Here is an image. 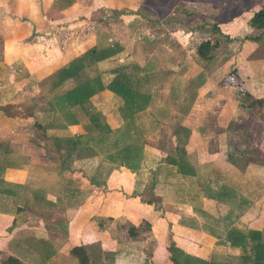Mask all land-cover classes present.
<instances>
[{
	"label": "crops",
	"instance_id": "crops-1",
	"mask_svg": "<svg viewBox=\"0 0 264 264\" xmlns=\"http://www.w3.org/2000/svg\"><path fill=\"white\" fill-rule=\"evenodd\" d=\"M195 2L197 6L205 7L213 3L211 0H0V90L4 86L2 82L14 83L10 85L14 86L17 82H24L26 76L37 74V70L48 77L92 46L115 49L113 55L89 68L90 75L98 74L103 83L119 71L134 75L137 80L133 86L146 93L145 108L131 115V123V117L121 110L122 99L107 88L88 100L100 102L105 109L100 111L101 115L110 111L113 120L124 127L122 132L136 136L143 146L142 154L154 151L151 144L161 135L169 144L170 151L166 156H174L175 151L183 152L184 165L189 173L181 175L176 173L174 165L160 163L168 168L174 180L169 178L162 183L176 191L181 185L175 179L186 178L191 190L199 187L201 202H198V209L192 200L185 199L188 195L183 194L185 197H177L170 204L176 203L185 218L204 219L216 215L220 228V224L223 228L224 222L230 219V226L259 229L264 234L263 192L253 202L248 201L245 209H239L231 196L228 200L227 196L218 195L222 186L227 187L229 195L235 190L236 201L245 179L253 177L262 181L264 178L250 175L247 162L239 163L240 153L229 151L230 138L242 128L244 118L240 117L239 111L244 109L241 106L244 102L235 100L232 90L219 84L220 64L208 70L201 67L194 72L188 65L192 56L203 62L195 52L199 42L214 40H200L189 58L184 47L176 54L172 53L175 51L172 47L168 50L166 46L161 48L164 40L171 44L177 40L174 13L191 14L187 6ZM161 14L171 15L161 19ZM251 15L252 11L241 15L243 24L240 28L249 26L247 19ZM147 23L159 29L148 31ZM218 27L232 38H244L235 30ZM187 31L184 29L185 37H179L183 43L187 42ZM261 36L263 38L264 33ZM218 48L208 60L215 57L213 61H218ZM211 63L203 62L207 66H212ZM255 65L254 61L250 64L251 74L259 76ZM237 66L239 68V64ZM10 70L13 72L11 77ZM5 75L10 79L5 80ZM68 80L52 92L49 87L46 89L47 103L53 111L60 112L53 97L74 85L65 86ZM254 86L249 89L251 92H247L250 97L252 92L262 89ZM108 94L114 106L102 101V97ZM251 106L246 104L244 107ZM52 110L49 106L42 109V118L31 119L29 113L8 115L7 121L5 117L0 118V122H4L0 127V177L8 182L0 189V194L7 191L9 194L3 197H10L9 200L17 195L22 203L34 202L33 207L49 208L47 220H40L39 226H31V221L35 220L32 218L28 219L29 226L27 221L22 223L23 231L8 232L13 226V220L9 221L8 231L0 240V260L13 256L23 264H33V261L37 264H76L70 249L83 245L88 264H173L175 260L169 257L167 248L174 244L202 259L238 264L240 250L217 241L220 233L216 223L208 230H194L176 223L177 218H181L176 213L167 217L153 202L148 204L150 201L126 198L122 191L135 183L129 169L115 168L114 172L119 173L109 176L105 182L98 178L97 170L101 167H96L97 163L93 162L95 159L106 161L111 153L105 139L93 133L92 128L91 132L84 130V125L89 122L78 107L70 109L76 113L75 123H68L62 117L61 121L53 122L47 116ZM169 117L177 121L166 137L163 128ZM37 134L43 140L35 139ZM100 139L102 143L99 145ZM44 141L48 149L43 147ZM192 156L197 160L194 161ZM240 173L242 182H239ZM197 175L199 181L193 180ZM150 183L154 181L151 179ZM12 185L24 191L19 189L12 194L13 190L9 189ZM37 186L38 191L34 193L33 188ZM215 205L225 207L224 215L215 214ZM196 210H199L198 216L193 212ZM0 216L2 218V214ZM51 221L53 226H47ZM163 226L170 227L168 233ZM130 227L134 228L129 231ZM215 241L218 243L214 244ZM29 250L33 254L25 255ZM220 251L227 255H219Z\"/></svg>",
	"mask_w": 264,
	"mask_h": 264
},
{
	"label": "rangeland",
	"instance_id": "rangeland-1",
	"mask_svg": "<svg viewBox=\"0 0 264 264\" xmlns=\"http://www.w3.org/2000/svg\"><path fill=\"white\" fill-rule=\"evenodd\" d=\"M213 2L210 6H202L199 4L196 5V2L193 3L190 7L187 6L188 9H190L191 14H186L185 16L182 13L176 12L174 13L175 16L173 18L175 19L174 24H176L177 29H175V39H177L174 44H171L167 39L164 40L163 44H161V48L168 50L172 47L175 51L172 52L173 54L178 53L182 47L187 49L188 52V58L190 55H193V49L195 48L196 44L204 39V38H210L213 40H217L220 43V47L217 49V56L218 61H213L215 57L212 60H204L206 64L213 63L212 66H207L203 64L198 59L193 58L191 61L188 62V65L194 70H197L199 68H203L205 70L214 68L217 64L221 67V69L218 70L219 74L221 75V79L219 81L220 85H223L224 87L230 88L232 90V93L234 94L235 100L244 102L243 104H248L250 99L252 97H261L262 100H264V78L261 76H264V37L262 38L261 31H264V28H251L249 29V26L247 28L243 29L240 26L243 24L242 20L243 17L241 15L244 14V12L252 11V13L260 8L264 9V0H211ZM257 4V5H255ZM254 6H256V9H253ZM178 7H181V4L178 5ZM258 7V8H257ZM169 16L171 14H168ZM161 19L169 17L167 15L163 16L160 15ZM180 23L178 24L177 22ZM218 25L221 26V28H229L231 30H235L237 33L240 34L242 37H238L237 39L232 38L229 36L228 33H222L219 30ZM248 25V24H247ZM147 27L149 29H146L148 31H155L156 26L150 25L147 23ZM217 28V30H215ZM184 29H187V42L183 43L180 40V36H184L185 32ZM260 32V33H259ZM247 33V34H246ZM247 36V37H246ZM185 37V36H184ZM166 41V42H165ZM164 45V46H163ZM240 57L238 62L236 61V58ZM187 58V59H188ZM223 59V60H222ZM222 60V61H221ZM253 61L257 64L255 67L258 70L257 75L254 76L251 74V66L250 64L253 63ZM239 64V68L237 66ZM203 65V66H202ZM177 66H182L177 65ZM219 68V67H218ZM261 70V71H260ZM260 71V72H259ZM10 75L12 76V70L9 71ZM8 72V73H9ZM242 72V73H241ZM6 74V72H4ZM90 75L89 69H86L82 71V73L72 78L71 80H68L65 84V86L69 87L72 84H75L80 79H83L84 77H87ZM257 77V78H256ZM5 80H8V75L4 76ZM249 80V82L247 81ZM24 82H17L16 85L12 84H6V82H2L4 86L0 90V118H4L7 121L8 115L16 114V115H27L29 113V116L31 119L34 117H43L42 109L51 107L47 103V94L46 89L48 88V81L47 76H44V73H42L41 70H37V74L34 73L32 76H26L23 80ZM222 81V82H221ZM28 83V84H27ZM255 85V86H254ZM261 86L262 89L260 92L254 91L252 92V97H246L245 95L248 94L247 92H251L252 87ZM102 101L106 104H112L114 106L115 104L112 102V100L109 97V94L107 96L102 97ZM93 101V99H90L85 101L86 106L90 111H93L94 113H100V111H104V107L100 102ZM243 106L239 111L240 117H243L244 120L242 121V125L239 129V131L235 132V137L230 138L228 145L230 144L229 151L232 153H240L239 159L241 160L240 165H243V163L247 162V171L250 175H253L255 177H263L264 178V101L263 103H256L254 102L251 107L245 108ZM73 107V106H72ZM112 110V108L110 109ZM53 112V113H52ZM92 112V113H93ZM237 112V110L235 111ZM46 114V113H44ZM113 114L111 112L105 113V116H103V122L106 125L107 129H104V131L101 134V130H98L95 133L96 135H102V140L105 139L107 142V145L109 146L111 153L109 156H107V160H96L93 163H97L96 167L99 166L101 169H98L97 177L102 179L104 182L109 176H114L118 174L119 172H114L115 168L118 170L119 166H123L122 160L120 159L121 151L128 153L130 150H118L117 148H120V145L127 144V143H133L138 144L140 143V140L136 138V136L130 134V133H124L122 132V129L124 127L118 125V122H115L113 120ZM47 116L51 117V120L53 122L55 121H61L62 116L59 112H56L55 110L51 111L49 115ZM64 118V117H63ZM132 118V117H131ZM177 118V117H176ZM67 120L66 118H64ZM170 119V120H169ZM168 121L164 124L163 131L165 133V136L167 137V131H172L173 127L176 125V121L173 117H169ZM178 119V118H177ZM108 122V123H107ZM71 123V122H68ZM4 124V122H3ZM2 122H0V127H2ZM226 126V124H225ZM38 133V132H37ZM164 135H161L159 139L154 140V142L151 144V141L148 142L153 145L155 148L154 151H151L149 153L143 151V146L140 151L136 150V158L133 157L135 154L133 153L131 157L128 155H125L127 162H130L131 164L135 162L136 165L134 169L131 171V176L133 177L132 180L135 182L133 185L129 186L125 191H122L123 194L126 196V198H136L141 199L142 201H150L148 204L153 202L154 206H157L158 210L162 211V213L170 217L172 213H176L181 218H177L176 223H179L184 226H188L191 229L194 230H208V228H211L215 223L218 226V242H221L223 245H228L227 242L223 239L226 229H228V226H230L231 223L224 222V227L222 228V225L220 224L221 228L219 227V222H216L215 216H210L211 218H204V219H198V218H185V216L181 215V210L177 209V204L171 205L173 199H176L177 197H185L183 194H187L188 196L185 197V199H190L193 201L194 204H196V208L199 209V203L201 202L199 198L200 189L199 187L195 188V191L191 190L189 188V184L187 185L186 178H176V183H179L180 189H183L180 191V189H177L176 191L173 189H169V187L163 185V180H168L169 178H172L173 176L170 171H168L167 167H164V165H160V163L169 164L167 162V158L170 156H166V154L170 151L167 147H169L168 140L166 138H161ZM35 139L43 140L39 134L36 135ZM70 140V139H68ZM100 139V143L102 141ZM43 147L47 148V142H43ZM167 145V146H166ZM235 145V149L234 146ZM116 148H113V147ZM238 147V148H236ZM98 149H102L103 147H97ZM106 148V147H105ZM48 149V148H47ZM233 149V150H232ZM107 150V148H106ZM109 150V149H108ZM135 151V150H134ZM176 153L174 156H172L174 159L179 160L183 158V154L179 151H175ZM100 158V157H97ZM171 158V157H170ZM194 161L197 160V157L192 156L191 157ZM184 159V158H183ZM97 161V162H96ZM185 161V159L183 160ZM93 163H90L89 165H94ZM159 163V164H156ZM180 164L182 165V169L178 168L176 173H179L181 175L189 173V170L187 166L185 167L184 162ZM218 164V162H217ZM132 165V166H133ZM173 165V164H171ZM175 168H177L178 165H174ZM126 168L125 166H123ZM128 169V168H127ZM137 169H140L137 171ZM158 169V170H157ZM158 172V174H157ZM140 173V174H135ZM200 174V173H199ZM130 176V177H131ZM112 178V177H111ZM151 179L154 181L153 184L150 183ZM197 179L199 181V175L197 177L193 178V180ZM251 179H254L257 181L258 184H250V189L253 190L256 194L264 193V179L261 181L257 178L251 177ZM115 181H118V178H115ZM242 182L241 173L239 174V182ZM5 180H3V177H0V189L3 188V185L6 184ZM174 184V183H172ZM111 185V184H109ZM177 185V184H176ZM195 187V185H192ZM8 187H5L7 189ZM186 188V189H185ZM225 189L227 187H224ZM10 190H13L12 194L14 192H18L19 189L23 188H17L16 186L12 185ZM38 191V186L33 188V192L36 193ZM242 191V190H241ZM4 192V190H3ZM239 192V191H238ZM9 193L6 191V193H3V195L0 194V214H2V218L0 216V240L4 238L5 233L8 231L9 228V221L13 220V226L8 231L10 232H19L23 231L24 226L22 223L24 221L28 222V226L30 225L28 219H35L31 221V226H39V222L46 221L47 220V214L49 208H39L33 207L34 202L31 204H25L20 202L21 198H18L17 195L15 197L13 196L12 200H9L10 197H3L4 195H8ZM12 196V195H10ZM12 198V197H11ZM7 199V200H3ZM35 199V198H34ZM43 207V206H42ZM215 214L222 213L220 216L224 215V209L225 207H217L214 206ZM221 209V210H220ZM198 216L199 210L193 211ZM170 214V215H169ZM218 216V214H217ZM50 218V217H49ZM186 219V220H184ZM63 221V220H62ZM15 222V223H14ZM136 222V221H135ZM139 223V222H137ZM169 224L172 223L171 221L168 222ZM15 224V226H14ZM41 224V223H40ZM54 224L53 221L49 222L47 226L52 227ZM225 225H228L227 227ZM16 227V228H15ZM164 229L166 228L163 226ZM169 226L165 229L168 233ZM215 241L214 244H217L218 242ZM168 245V243L164 242V245ZM31 245V241L29 242V247ZM37 245V244H36ZM173 253L175 254L174 260L179 263H189V261L194 257L193 255H190L187 250L179 248L177 245L172 246ZM45 252V251H44ZM44 252H41L42 254ZM188 252V253H187ZM32 250H29V252H26L25 255H32ZM226 253L220 251L219 255L224 256ZM227 255V254H226ZM229 259V258H228ZM226 259V260H228ZM227 262V261H226ZM237 262H239V259L237 257ZM175 263V264H176ZM33 264H37L35 261H33Z\"/></svg>",
	"mask_w": 264,
	"mask_h": 264
},
{
	"label": "trees",
	"instance_id": "trees-1",
	"mask_svg": "<svg viewBox=\"0 0 264 264\" xmlns=\"http://www.w3.org/2000/svg\"><path fill=\"white\" fill-rule=\"evenodd\" d=\"M247 24L252 28H264V9L260 8L252 13V15L247 19ZM219 44L217 41H210L209 39L202 40L196 46L195 52L197 56L201 59H209L213 56V51L218 48ZM115 53V49L111 47H96L92 46L75 57L71 58L64 65L60 66L56 70H54L47 77L48 81V90L52 92L53 89L60 86L64 81L68 79H74L78 77L82 71L85 69H89L91 66L95 65V63L99 60H102L106 57H109ZM137 78L134 75L115 74L113 78H111L107 83H103L101 77L94 73L93 75L84 77L76 82L72 87L62 92L61 95L54 98V103L59 107L60 114L62 118H66L67 122L75 123L76 113L73 110H70L72 106H76L79 108L80 112L85 116L88 120V124L84 125V130L87 132L98 131L101 130V133L104 129H107L106 125L103 123V118L101 114L94 113L90 111L86 106L85 101L88 100L90 96L102 90L103 88H107L115 95L119 96L122 99V107L121 110L123 113L129 117L133 115L135 112L143 110L145 108L144 103L147 100L146 93H142L135 86H133V82H136ZM222 82V81H221ZM223 86V85H221ZM224 87V86H223ZM249 97L248 94L245 95ZM250 101L248 106L252 105L254 102L263 103L264 100L257 98H249ZM61 108V109H60ZM93 112V113H92ZM63 118V119H64ZM65 120V119H64ZM130 122L132 118L129 119ZM132 123V122H131ZM134 128V126H132ZM92 128V130H91ZM91 130V131H90ZM138 148V150H137ZM118 150H130V152L126 153L121 151L120 159L122 160L123 166L132 170L136 165L134 163L127 162L125 155L129 157L132 156L136 158V150L141 151L142 145L141 143L133 144L127 143L120 145ZM135 150V151H134ZM181 152V151H180ZM183 153V152H181ZM184 159L176 160L173 157L167 158V162L169 164L178 165V168L182 169V165ZM133 165V166H132ZM258 184L254 179H245L243 182V187H241L242 192L239 194L238 200L235 201V190H233L232 194L229 195V189H226L222 186L218 195L219 196H227L228 200L229 196L234 199V203L238 205L239 209H245L248 201L253 202L258 197L253 190L250 189V184ZM249 187V188H248ZM260 196V195H259ZM228 222L232 221L228 219ZM134 228L130 227L129 231ZM230 247L238 248L240 250V255L238 256L239 262L238 264H264V234L262 230L254 229V228H238L235 225L228 226L226 229L224 238H223ZM169 252L170 258H175V254L173 253L172 246H168L167 248ZM70 253L76 258V264H88L89 258L86 252V247L83 245L73 246L70 249ZM173 262V264H175ZM0 264H23L18 258L13 256H6L2 260H0ZM176 264H184L177 262ZM185 264H231L226 261H215L212 259L206 260L199 257L194 256L189 263Z\"/></svg>",
	"mask_w": 264,
	"mask_h": 264
}]
</instances>
